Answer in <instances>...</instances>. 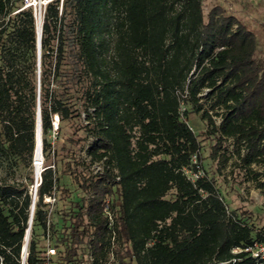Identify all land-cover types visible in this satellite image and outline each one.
Returning <instances> with one entry per match:
<instances>
[{
	"label": "trees",
	"instance_id": "16d2710c",
	"mask_svg": "<svg viewBox=\"0 0 264 264\" xmlns=\"http://www.w3.org/2000/svg\"><path fill=\"white\" fill-rule=\"evenodd\" d=\"M17 1L0 0V166L23 163L34 171L37 18ZM41 42L43 133L54 117L74 115L67 98L50 89L69 54L65 92L84 87V127L96 138L89 152L95 160L106 156L99 174L80 169L74 157L65 163L64 172L88 194L85 208L55 243L63 246L67 264H82L79 248L87 241L93 261H104L113 242L104 208L114 195L115 238L126 243L123 257L135 264H264L245 250L234 251L264 242V230L254 232L229 211L214 180L205 174L193 180L184 171H197L192 157L201 156L181 111L189 103L208 121L217 135L214 156H225L221 150L229 140L244 166L264 165V64L255 57L253 31L219 7L205 22L202 0H63L61 10L60 0H50ZM203 99L211 100L209 108ZM43 151L46 162V136ZM46 166L33 222L50 231L44 197L57 194L58 175L55 162ZM115 169L121 179L111 187L107 178ZM33 182L34 176L24 183L0 174V264H23ZM30 236L25 264H50L39 255L33 223Z\"/></svg>",
	"mask_w": 264,
	"mask_h": 264
},
{
	"label": "rangeland",
	"instance_id": "374dc122",
	"mask_svg": "<svg viewBox=\"0 0 264 264\" xmlns=\"http://www.w3.org/2000/svg\"><path fill=\"white\" fill-rule=\"evenodd\" d=\"M35 5L31 6L35 17H39V8L42 7L43 18L46 0H33ZM63 0H60V10ZM26 5L25 0H18L17 6ZM223 9L225 14L236 16L242 21L248 29L253 31L257 38V50L255 57L259 63L264 64V0H202V9L204 21L208 22L210 12L215 8ZM21 9V8H20ZM20 9H15L11 15H15ZM69 18V17H68ZM9 17H6L8 20ZM38 19V18H37ZM67 21V20H66ZM7 38V36H5ZM57 45L58 40L54 41ZM67 54L61 68V74L55 82L50 83V89H56L57 94L63 96L65 101L72 105L74 115L59 120L54 117L58 128L52 127L46 134L42 128L43 137L46 136L51 143V153L46 156V164L55 162L57 166L58 201L50 214V231L45 230L37 222H33L35 238L38 243V252L41 257H45L50 264H67L62 258L63 246L55 243L63 236L66 223L72 220L74 214L81 208H85L84 199L88 194L82 190L79 185L73 182L71 176L64 172L65 163L73 157L79 162V167L87 173L90 172L88 164L83 160V146L87 140L86 129L87 119H84L85 101L83 98L84 87L82 84H76L66 91L67 72L69 69ZM71 60V59H70ZM1 63V60H0ZM91 78L89 77V85ZM39 85V84H38ZM203 105L209 108L211 100L203 99ZM183 118L193 127L195 134L200 141V158L193 159V165H196L197 171L189 170L188 174L192 179L196 174L207 175L214 180L220 196L224 199L229 211H235L239 217L253 227V231L264 230V165L262 163L253 164L252 168H247L232 152L231 141H224V147L221 152L226 151L225 156H214L213 148L217 141V135L209 132L208 121L201 116V113L192 110L189 103H183L181 107ZM187 111V112H184ZM213 112V111H212ZM215 113V112H213ZM219 121V116H214ZM92 123L89 124V127ZM70 153L73 155L71 156ZM90 167V165H89ZM255 171L259 172L258 177ZM0 174L7 177L10 181H22L29 183L30 177H35L34 171L20 163L14 167L5 164L0 166ZM173 192L169 196H173ZM111 203L118 206L119 198L114 195L110 199ZM46 207V206H45ZM116 209V208H115ZM31 237V236H30ZM111 248L103 262H95L90 258V244L85 242L79 248L82 264H135V261L129 257H123L127 245L121 238L112 239ZM55 246L56 253H49V248ZM29 253V247H28ZM89 254V258H88Z\"/></svg>",
	"mask_w": 264,
	"mask_h": 264
},
{
	"label": "built area",
	"instance_id": "2783aa9c",
	"mask_svg": "<svg viewBox=\"0 0 264 264\" xmlns=\"http://www.w3.org/2000/svg\"><path fill=\"white\" fill-rule=\"evenodd\" d=\"M25 2H26V5L24 7L35 5L33 1L29 2V0H25ZM94 111H95L94 107H89V114H94ZM83 116H84V119H87L86 112H83ZM59 120H58V122H59ZM86 121L88 122V120H86ZM53 123H54L55 129L58 128V124L55 123L54 119H53ZM95 140H96V138L94 136H92V135L87 136V140L83 146V153L82 154H83V160H85L88 164V169L90 168V170H91L90 173L99 174V173H103L105 168H106V156L103 157L102 159H99V160H95L92 158V155L90 154L89 150L92 147V145L94 144ZM196 158H198L197 154H194L192 157V161L194 159V161L197 162ZM33 165H34V169H35V177H34V182L30 186V194L32 195V202H33V199L35 200V207H36V201L38 199V189L42 183V173L45 170V168L47 167L46 162H45V155H44V151H43V142L41 143V151L37 152L35 150L34 157H33ZM89 165H90V167H89ZM52 166L54 167V165H52ZM189 170H191V169L190 168H184V171L186 172V174L188 176H189V174H188ZM115 172H116V174L113 177L107 178V184L111 187L115 186L121 179V176L119 175L117 169H115ZM199 175H202V174L197 173L196 178ZM110 199H113V196L112 197L107 196L106 205L104 208V213L108 218L109 227L111 228V231L113 233V239H114L116 236V231L114 228L116 214H115V211L111 205ZM57 200H58V197H57V194L55 191L53 194L45 195V197H44V202L47 203V205H48L46 208L48 211V222H50L49 217H50V214H51ZM35 207L33 209V214H32V205H31V212H30V218H29V220L32 219L31 227H32ZM29 225H30V222H29ZM29 225H28V227H29ZM240 250H245V251L251 253V255L253 257H255L258 261L264 260V242H257L256 241L252 245H249L245 248H240V247L234 248L235 252L240 251ZM49 253H52V254L56 253V248L55 247L49 248ZM88 258H89V254H88ZM90 258L93 260V256L91 253H90Z\"/></svg>",
	"mask_w": 264,
	"mask_h": 264
},
{
	"label": "water",
	"instance_id": "95a60500",
	"mask_svg": "<svg viewBox=\"0 0 264 264\" xmlns=\"http://www.w3.org/2000/svg\"><path fill=\"white\" fill-rule=\"evenodd\" d=\"M50 0H47L45 3L49 2ZM42 31H43V20L38 27L37 25V39H38V84H39V96H38V108H37V133H36V151L40 152L41 151V143H42V118H41V100H40V89H41V57H42ZM35 207V200L33 199L32 202V214H33V209ZM31 220H29L30 225L26 231V236H25V243L23 246V251H22V263L25 264L26 258L28 255V242H29V236H30V229H31Z\"/></svg>",
	"mask_w": 264,
	"mask_h": 264
},
{
	"label": "bare ground",
	"instance_id": "6f19581e",
	"mask_svg": "<svg viewBox=\"0 0 264 264\" xmlns=\"http://www.w3.org/2000/svg\"><path fill=\"white\" fill-rule=\"evenodd\" d=\"M33 0H29V2H32ZM47 1V0H46ZM34 4H35V2H34ZM40 10H39V17H37L36 16V18H38L37 19V25H38V27L40 26V24H41V22H42V20H43V10H42V7L40 6V8H39ZM33 223V222H32ZM30 233H31V230H30ZM29 239H30V236H29ZM28 244H29V242H28ZM27 250H28V248H27Z\"/></svg>",
	"mask_w": 264,
	"mask_h": 264
}]
</instances>
